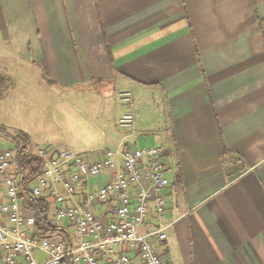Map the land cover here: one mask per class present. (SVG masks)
I'll return each instance as SVG.
<instances>
[{
    "label": "crops",
    "instance_id": "obj_1",
    "mask_svg": "<svg viewBox=\"0 0 264 264\" xmlns=\"http://www.w3.org/2000/svg\"><path fill=\"white\" fill-rule=\"evenodd\" d=\"M13 59L42 66L91 123L115 100L129 111L124 92L165 100L158 138L110 142L165 148L166 264H264V0H0L1 75ZM92 143L77 153L89 162L106 151ZM109 180L89 179L79 200Z\"/></svg>",
    "mask_w": 264,
    "mask_h": 264
},
{
    "label": "built area",
    "instance_id": "obj_2",
    "mask_svg": "<svg viewBox=\"0 0 264 264\" xmlns=\"http://www.w3.org/2000/svg\"><path fill=\"white\" fill-rule=\"evenodd\" d=\"M121 96L130 109L119 126L130 130L132 96ZM26 147L40 163L35 176L16 163L15 149L0 148V264H137L136 258L141 264H166L164 190L170 179L163 146H119L94 162L71 149L54 156L32 143ZM107 174V183L79 200L89 179ZM31 199L50 208L41 225Z\"/></svg>",
    "mask_w": 264,
    "mask_h": 264
},
{
    "label": "rangeland",
    "instance_id": "obj_3",
    "mask_svg": "<svg viewBox=\"0 0 264 264\" xmlns=\"http://www.w3.org/2000/svg\"><path fill=\"white\" fill-rule=\"evenodd\" d=\"M3 65L6 66L5 69L8 71L6 75L10 79L6 82L4 97L0 99V130L4 132L0 133L2 149H15L14 142L9 136L13 137L24 130L29 132L41 146L61 144L76 154L86 152L79 143L87 142V139L93 142L92 144H103L105 150H115L119 146L110 142L111 131L135 134L138 130V135L153 140L158 138L168 126L165 100H149L146 103L133 100L135 123L130 130L119 126L120 119L128 112L127 107H124L126 112L120 116L124 110V108L120 109V106L124 105L121 100H115L117 104L107 105L109 120L103 121L93 116L91 123L84 117L88 114L83 112L85 109L82 105L75 104V101L61 100V87L48 83V76H45L42 66L28 67L16 62L15 59L12 63ZM131 96L134 99L133 93ZM140 108L143 112L138 113ZM95 112L97 115L100 111ZM139 114H141V120L139 119L141 123H138ZM37 257L43 260L40 254Z\"/></svg>",
    "mask_w": 264,
    "mask_h": 264
},
{
    "label": "trees",
    "instance_id": "obj_4",
    "mask_svg": "<svg viewBox=\"0 0 264 264\" xmlns=\"http://www.w3.org/2000/svg\"><path fill=\"white\" fill-rule=\"evenodd\" d=\"M10 78L3 76L0 74V98L4 96L6 82L9 81ZM0 133H4L0 130ZM15 145L16 150V159L18 161V165L23 170H29L32 176L37 175L40 172V163L39 161L31 156L29 151H27V147L31 144L30 139L24 134H18L13 137L9 136ZM26 190L28 188L26 187ZM30 207L35 209L38 213V225H41L45 219L47 218L48 212L50 208L48 204H45L43 201L39 200H30ZM66 264L68 262L66 261Z\"/></svg>",
    "mask_w": 264,
    "mask_h": 264
}]
</instances>
